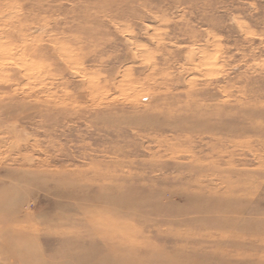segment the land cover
<instances>
[{
  "label": "rangeland",
  "instance_id": "rangeland-1",
  "mask_svg": "<svg viewBox=\"0 0 264 264\" xmlns=\"http://www.w3.org/2000/svg\"><path fill=\"white\" fill-rule=\"evenodd\" d=\"M0 264H264V0H0Z\"/></svg>",
  "mask_w": 264,
  "mask_h": 264
},
{
  "label": "bare ground",
  "instance_id": "bare-ground-1",
  "mask_svg": "<svg viewBox=\"0 0 264 264\" xmlns=\"http://www.w3.org/2000/svg\"><path fill=\"white\" fill-rule=\"evenodd\" d=\"M122 207H125L124 209H130V207L128 206V202L123 201L122 204H120ZM132 208V207H131Z\"/></svg>",
  "mask_w": 264,
  "mask_h": 264
}]
</instances>
